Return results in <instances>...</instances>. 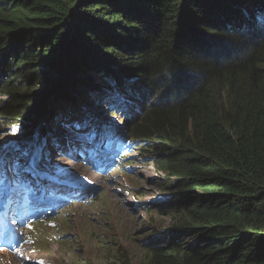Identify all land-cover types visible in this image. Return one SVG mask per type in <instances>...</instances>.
Wrapping results in <instances>:
<instances>
[{
    "label": "trees",
    "instance_id": "1",
    "mask_svg": "<svg viewBox=\"0 0 264 264\" xmlns=\"http://www.w3.org/2000/svg\"><path fill=\"white\" fill-rule=\"evenodd\" d=\"M0 92L21 136L77 95L128 115L181 208L147 264H264V0H0Z\"/></svg>",
    "mask_w": 264,
    "mask_h": 264
},
{
    "label": "rangeland",
    "instance_id": "2",
    "mask_svg": "<svg viewBox=\"0 0 264 264\" xmlns=\"http://www.w3.org/2000/svg\"><path fill=\"white\" fill-rule=\"evenodd\" d=\"M1 98L5 96L0 92ZM74 102L83 109L74 119L73 113L59 112L61 122L57 119L43 138L36 127L31 139H24L20 128L0 114V199L6 194L8 174V192L14 187L40 193L51 189L52 200L60 206L55 212L48 208V216L26 228V242L15 257L0 252V264H112L118 258L147 264L142 240L181 217V208L170 203L178 191L174 177L166 178L154 156L141 149L147 145L132 140L126 125L116 127L128 115L120 109V114L114 113L115 107L110 112L97 109L78 95ZM28 139L31 147L24 144ZM12 156L19 158L18 165L9 166ZM58 177L68 178L64 182L72 187L70 196L66 188L48 187L56 186ZM78 193L82 195L73 201Z\"/></svg>",
    "mask_w": 264,
    "mask_h": 264
},
{
    "label": "water",
    "instance_id": "3",
    "mask_svg": "<svg viewBox=\"0 0 264 264\" xmlns=\"http://www.w3.org/2000/svg\"><path fill=\"white\" fill-rule=\"evenodd\" d=\"M65 89H66L65 87H60L59 86V87H57L54 90V92H52V90H53L52 89L50 92L43 93V94L40 95V97H41L40 102H41V104H43V105L46 106V113H48L49 111H51L52 108L54 107V105L58 101L61 100L60 97L62 96V93L65 91ZM42 116H44V115H42ZM42 116L40 118L37 117V119L39 120L38 121L39 123L44 122L43 120L46 119L45 117H42ZM41 118L42 119L44 118V119L42 120ZM39 123H37V124H39ZM23 137H25L24 139H26L27 137L30 138L31 137V133L28 134V135H26V136H23ZM211 184H213V183H211ZM80 196L81 195L78 193L77 196L74 198V200H77ZM154 242H156V241H154ZM143 243H145L144 245H151V244H148L147 242H143ZM46 248H49V247H46Z\"/></svg>",
    "mask_w": 264,
    "mask_h": 264
},
{
    "label": "bare ground",
    "instance_id": "4",
    "mask_svg": "<svg viewBox=\"0 0 264 264\" xmlns=\"http://www.w3.org/2000/svg\"><path fill=\"white\" fill-rule=\"evenodd\" d=\"M119 126V125H118ZM117 126V127H118ZM120 127L122 128V125H120ZM119 128V127H118ZM120 129V128H119ZM83 131V130H82ZM79 135V134H78ZM26 143H28V142H26ZM26 147H27V145H26ZM39 147V145L36 147V148H38ZM108 149H110V147H108ZM102 150H104V148L102 149ZM18 160H19V158H17L16 156H12V158L10 159V161H11V163H9V166H12V165H18L17 164V162H18ZM118 166H120L119 164L116 166V167H118ZM15 176L13 175V177L12 178H14ZM18 178V177H17ZM11 185H12V187H14V185L12 184V182H11ZM9 184H8V174H7V180H6V185H5V189H4V193H7L8 192V190H9ZM28 190V189H27ZM0 191H2V187H1V184H0Z\"/></svg>",
    "mask_w": 264,
    "mask_h": 264
},
{
    "label": "clouds",
    "instance_id": "5",
    "mask_svg": "<svg viewBox=\"0 0 264 264\" xmlns=\"http://www.w3.org/2000/svg\"><path fill=\"white\" fill-rule=\"evenodd\" d=\"M65 190H67L68 192L70 191V189H67V188H66ZM71 194H72V193H69V195H71ZM81 195H82V194H81ZM58 199H60V198H58ZM57 208H60V206L58 205Z\"/></svg>",
    "mask_w": 264,
    "mask_h": 264
},
{
    "label": "flooded vegetation",
    "instance_id": "6",
    "mask_svg": "<svg viewBox=\"0 0 264 264\" xmlns=\"http://www.w3.org/2000/svg\"><path fill=\"white\" fill-rule=\"evenodd\" d=\"M212 186H214V185H212ZM197 190H198V189H195V192H198V191H199V190H198V191H197ZM201 190H202V189H200V192H201ZM202 192H203V191H202ZM202 192H201V193H202ZM201 193H197V194H201Z\"/></svg>",
    "mask_w": 264,
    "mask_h": 264
},
{
    "label": "snow or ice",
    "instance_id": "7",
    "mask_svg": "<svg viewBox=\"0 0 264 264\" xmlns=\"http://www.w3.org/2000/svg\"><path fill=\"white\" fill-rule=\"evenodd\" d=\"M77 127H79V125H77ZM19 163V162H18ZM33 164H37L38 161H32Z\"/></svg>",
    "mask_w": 264,
    "mask_h": 264
}]
</instances>
